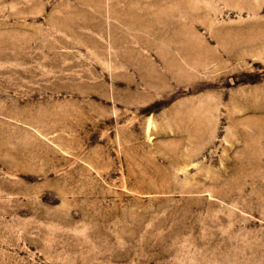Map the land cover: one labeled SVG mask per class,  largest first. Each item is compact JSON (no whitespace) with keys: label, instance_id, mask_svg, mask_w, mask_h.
Masks as SVG:
<instances>
[{"label":"rangeland","instance_id":"obj_1","mask_svg":"<svg viewBox=\"0 0 264 264\" xmlns=\"http://www.w3.org/2000/svg\"><path fill=\"white\" fill-rule=\"evenodd\" d=\"M0 264H264V0H0Z\"/></svg>","mask_w":264,"mask_h":264}]
</instances>
